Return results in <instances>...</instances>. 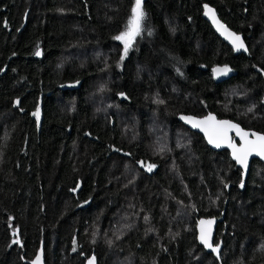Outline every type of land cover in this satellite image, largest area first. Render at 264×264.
<instances>
[{
  "label": "trees",
  "instance_id": "16d2710c",
  "mask_svg": "<svg viewBox=\"0 0 264 264\" xmlns=\"http://www.w3.org/2000/svg\"><path fill=\"white\" fill-rule=\"evenodd\" d=\"M135 2L0 0V264H264V164L244 176L177 118L264 132V0H143L125 56Z\"/></svg>",
  "mask_w": 264,
  "mask_h": 264
},
{
  "label": "snow or ice",
  "instance_id": "6c2138e0",
  "mask_svg": "<svg viewBox=\"0 0 264 264\" xmlns=\"http://www.w3.org/2000/svg\"><path fill=\"white\" fill-rule=\"evenodd\" d=\"M142 3L143 0H136L135 7L132 9V15L127 25V30L121 33L119 36L115 37V39L123 41L125 56L127 55L132 41L141 32L142 22L145 19V13L142 9ZM204 8L206 10L205 14L212 17L213 22L216 24L217 28L228 35L235 49H243L244 51H247L242 37L230 32L225 25L220 23L216 19L214 9L210 8L207 4L204 5ZM35 54L40 55V52L37 51ZM121 60H123V56L121 57ZM212 71L216 75H226L229 71H231V69L225 66L224 68H213ZM121 95H123V93ZM16 103L19 104V100H17ZM251 110L252 109H249V111ZM39 115V109H37V111L33 113V116L39 118ZM184 119L191 123L193 127L203 128L204 131L208 133L209 142L216 144L217 147H219L221 143H227L229 147L233 149L232 155L234 156L236 161L239 164L243 165L245 168L247 167V159L252 153L255 152L258 155L264 156V134L256 132H245L239 127V125L233 124L231 121H216V118L211 114H209L203 120H195L190 117H184ZM233 130H235L236 135L242 141L239 147H237V145L229 138V133ZM140 163L143 164L142 161ZM146 167L148 171H151L155 167V165L149 164ZM241 187H243V183H241ZM73 191H75V189ZM206 223L208 225H211L212 221H200V240L206 247L212 248V244L209 243L211 229L209 227L207 230H205L204 225ZM216 250L218 251V247ZM94 261L95 257H92V259L89 260L88 264H94Z\"/></svg>",
  "mask_w": 264,
  "mask_h": 264
},
{
  "label": "water",
  "instance_id": "95a60500",
  "mask_svg": "<svg viewBox=\"0 0 264 264\" xmlns=\"http://www.w3.org/2000/svg\"><path fill=\"white\" fill-rule=\"evenodd\" d=\"M207 5H208L210 8H212V9L215 10V16H216V19H217L220 23H222L223 25H225V26L227 27V29H228L230 32L235 33V34H237V35H239V36L242 37V35H240L239 33H236L234 30H232L231 28H229V27L227 26V24L224 23V22L220 19V17L218 16V13H217V11H216V9H215L213 6H211V5H209V4H207ZM205 11H206V10H205V8L203 7V10H202V17H203V19H204L205 21L208 22V24L211 26V28L213 29V31L215 32V34H216V35H217V36H218L223 42H225V43L231 48V50L233 51V53H234V54H241V53H242V54H247V53H248V47H247V45H246V42H245L244 38L242 37V39H243V41H244V44H245V46H246V48H247V51H244L243 49H241V50H236L235 47H234V45L232 44L231 39H229L228 35H227L226 33H224L223 31H221V30H219V29L217 28L216 24L213 22L212 17H211L210 15H206V14H205ZM38 51L40 52V55H36V56L40 57V56H41V50H38ZM225 66H227V65L217 64V65L213 66L212 69H213V68H217V67H219V68H224ZM227 67H228L229 69H231L229 66H227ZM212 76H213V78H214L216 81L224 80V79L229 78L230 76H232V69H231V71H229L226 75H216V74L212 71ZM16 105H18V104H16ZM38 109H39V113H40V115H39V118H37V117H36V118H37V121H38V123H39V125H40V124H41V117H42V110H41V107H39ZM209 114H211L212 116H214V117L216 118V121H225V120H226V121H231L233 124L239 125V127H240L241 129H243L245 132H256V133L264 134V132H258V131L252 130V129H246V128L242 127L239 123H237V122H235V121H233V120H230V119H228V118H219V117H218L216 114H214V113H207V114H205V115H203V116H195V115H192V114L181 113V114L178 115L177 118H178L179 122H181L183 125H185L188 129H190L191 131H194V132L200 134V135L203 137V139H204L205 143L207 144V146L210 147L212 150H215V151L226 150V151H228L231 160L236 164V166H237L238 168H240V169L242 170V173H243L244 176L247 175V173H248V171H249L250 163H251L252 160L256 159V160H258V161H260V162H262V163L264 164V156L258 155V154H256V153L254 152V153H252V154L248 157V159H247V167L245 168L243 165L239 164V163L236 161V159H235L234 156L232 155L233 149H232L231 147H229V145H228L227 143H221L220 146L217 147L216 144H213V143H210V142H209V136H208V133L205 132L203 128L193 127V125H192L191 123H189L186 119H184V117H190V118H193V119H195V120H203V119H204L205 117H207ZM229 138H230V140H231L232 142H234V143L237 145V147H239V146L241 145V143H242V141L240 140V138L236 135L235 130H233V131H231V132L229 133ZM80 187H81V183L78 182V184H77L76 187L74 188L75 191H73L74 189H71V192L76 193V192L79 190ZM228 188H229V186H227V189H228ZM202 220H203V221H206V222H207V221H212L211 225H208L207 223L204 225L205 230H207L209 227H210V229H211V234H210V237H209V243L212 244V241H213V238H214V235H215V229H216L217 222L220 221L221 219H219V218H209V219H202ZM202 220H200V221H202ZM200 221L198 222V225H197V231H198V238H199V240H200V234H201V233H200V229H201ZM200 242H201V240H200ZM201 243H202V242H201ZM202 244H203V243H202ZM203 246L205 247L206 250L211 251V252H213L215 255H217V252L214 251L213 249L211 250V248L206 247L204 244H203ZM34 264H44V261H43L42 256L37 257V259H36V261L34 262Z\"/></svg>",
  "mask_w": 264,
  "mask_h": 264
},
{
  "label": "flooded vegetation",
  "instance_id": "af4514ba",
  "mask_svg": "<svg viewBox=\"0 0 264 264\" xmlns=\"http://www.w3.org/2000/svg\"><path fill=\"white\" fill-rule=\"evenodd\" d=\"M17 104V103H16ZM37 111V110H36ZM212 248H211V250L213 249L214 251H216L217 253L219 252V246H218V244H216L215 242H214V238H213V241H212ZM217 247H218V251L216 250L217 249Z\"/></svg>",
  "mask_w": 264,
  "mask_h": 264
},
{
  "label": "rangeland",
  "instance_id": "374dc122",
  "mask_svg": "<svg viewBox=\"0 0 264 264\" xmlns=\"http://www.w3.org/2000/svg\"><path fill=\"white\" fill-rule=\"evenodd\" d=\"M122 44H123V48H124V43H123V41H121V40H119Z\"/></svg>",
  "mask_w": 264,
  "mask_h": 264
}]
</instances>
